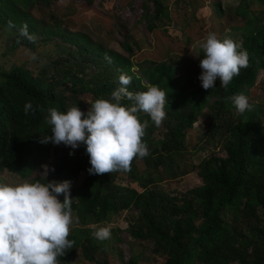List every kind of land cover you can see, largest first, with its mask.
<instances>
[{"label": "trees", "instance_id": "1", "mask_svg": "<svg viewBox=\"0 0 264 264\" xmlns=\"http://www.w3.org/2000/svg\"><path fill=\"white\" fill-rule=\"evenodd\" d=\"M67 1L105 21L83 16L86 26L74 30L59 11ZM184 1V15L181 0H127L112 15L105 0H0V27L15 33L10 50L67 46L52 67L0 68V169L19 178L0 177V251L25 230L16 215L26 212L48 259L81 252L89 264H113L91 224L105 229L110 216L131 212L127 233L154 245L156 264H264V0ZM227 30L239 33V47L222 60L202 48L229 49ZM184 36L181 56L160 57ZM196 40L205 72L193 76L187 53ZM156 46L148 58L144 48ZM141 50V62L132 60ZM209 113L191 147L189 129ZM119 145L124 152L109 157ZM187 175L198 183L162 187ZM116 253L119 264H142L126 247Z\"/></svg>", "mask_w": 264, "mask_h": 264}, {"label": "rangeland", "instance_id": "2", "mask_svg": "<svg viewBox=\"0 0 264 264\" xmlns=\"http://www.w3.org/2000/svg\"><path fill=\"white\" fill-rule=\"evenodd\" d=\"M170 3H173L175 0H168ZM189 1H198V3L205 1V0H189ZM106 4H109V8L107 11H105L106 14H112L117 13L120 11H127V0H105ZM64 3V2H63ZM62 3V4H63ZM180 9L177 11V14L184 15L185 8V1L181 0ZM197 3V4H198ZM229 3H233V1H229ZM69 2H65L61 9L59 10L61 14L65 15L67 14L70 16L72 20H75L72 22L71 26L74 28V30H80L83 27V24H78V19L82 18L83 16L87 20V23L91 22V24H100V22H104V18L100 16L99 14H93L94 12L91 10H87L85 6L82 4H75L72 9L68 6ZM104 10V9H103ZM131 13V11H130ZM35 14L37 16H42L43 10L38 8L35 11ZM128 25H132V21L128 20ZM260 23L264 24V17L260 19ZM80 25V26H79ZM83 26V27H82ZM174 27V26H173ZM142 32V29L139 30L138 34ZM15 33L12 31H9L7 29H4L0 27V68H3L5 70H9L10 67L13 65H16L18 62L25 63L27 67L33 68L35 70H41L46 67H52L53 64V57L60 52L61 49H66L67 46H60L59 44H56L55 42H49V43H42L39 42L36 45L35 49H27L26 47H21L18 51L16 50H10L11 46V37ZM104 34V33H103ZM137 34V36H138ZM161 34L166 36L167 33L162 32ZM225 36V42L228 44L229 41L231 43L229 44L228 48H211L208 46L203 45L199 42V40H196L191 47L190 51L187 53V64L191 66V75L198 76L205 72L204 70V63L197 60L198 57L202 55L200 51H205L207 53H210L213 56L219 57L221 60L223 59V55H225L228 50H234L236 47H239V40L240 35L237 32L234 31H226L222 34ZM106 36V35H105ZM239 39V40H238ZM109 45H114L116 41L114 40H106ZM186 36L180 39L173 40V43L176 45H179L177 48H173L172 45L168 46H161V52L160 57H163L165 55V52L167 50H170L173 53H177L181 56L182 54V48L185 47L186 44ZM162 43H159L161 45ZM201 46L203 49H201ZM157 48H144L151 51V56L148 58H154L155 53L157 51ZM154 52V55H153ZM144 57L143 50L138 51L134 56H131V59L135 62H141V59ZM192 57L194 59H192ZM197 57V58H195ZM195 66L197 67V71L195 74ZM264 78V77H262ZM195 79V77H194ZM201 80L198 79L195 83L198 84ZM263 90V89H262ZM261 91V90H260ZM259 91V92H260ZM258 92V93H259ZM257 93V94H258ZM260 101H264V94H261ZM104 113V112H103ZM202 116V115H201ZM199 118L198 122L188 131V137L189 142L192 144L191 147L195 143L198 142V138L201 134V132L204 131L205 127L207 126L208 122L210 121V113L207 115H204L203 117ZM127 140V136L124 137L123 141ZM120 141L119 136H116L115 142ZM59 150V151H58ZM56 150V152L51 155V158L49 159V166L54 169L55 165L57 164V157L55 154L57 153H64L65 150L63 148H60ZM121 152H124V146L119 145V147L114 151H109L108 155L109 157H113L115 155H121ZM0 177L6 180L7 182L11 183H18L19 178L17 175H13L9 171H4L0 169ZM86 178V175L84 173L80 175L77 179V182L73 185V187H79L81 183ZM198 181L194 176L187 175L178 178L175 181H166L162 183V187L166 189L167 191H180L184 190L186 185L188 184H197ZM60 207L53 203L51 207H49L50 212L55 214L57 210ZM131 212H125L122 214H118L116 216H110L108 220H106L104 223L107 225V228L102 229V226H96L95 224H91L92 228H95L96 231H94L95 234H98L99 239L102 240V242L107 246V254L109 255L111 262L113 264H119L118 263V257L116 253V245H121L123 247H126L130 250V252L135 255L142 264H156L157 260H160L161 254L155 253L154 251V245L146 242L141 243L135 238H132L127 232L128 228V220L130 221L131 218L136 216V214H132L130 217ZM17 219L22 220V226L24 229L20 232V230L11 232L9 234V237L7 238V246L9 247L8 250H5L3 248L0 251V264H23V263H30V262H36L37 264H89L85 259L81 252L74 255V257L70 258L69 260H50L48 259L46 252L42 249V243H46V241H36L33 237L36 238L34 235V231L31 229L30 224V213L23 212L22 214L17 213L16 215ZM78 218H75V224L77 226H83L80 220ZM19 227V228H21ZM112 229L111 231H109ZM14 230V228H12ZM120 236L121 240H117L115 236ZM4 243V244H6ZM102 255V254H100Z\"/></svg>", "mask_w": 264, "mask_h": 264}, {"label": "clouds", "instance_id": "3", "mask_svg": "<svg viewBox=\"0 0 264 264\" xmlns=\"http://www.w3.org/2000/svg\"><path fill=\"white\" fill-rule=\"evenodd\" d=\"M200 80H201V78H200Z\"/></svg>", "mask_w": 264, "mask_h": 264}, {"label": "crops", "instance_id": "4", "mask_svg": "<svg viewBox=\"0 0 264 264\" xmlns=\"http://www.w3.org/2000/svg\"><path fill=\"white\" fill-rule=\"evenodd\" d=\"M66 152V151H65Z\"/></svg>", "mask_w": 264, "mask_h": 264}]
</instances>
